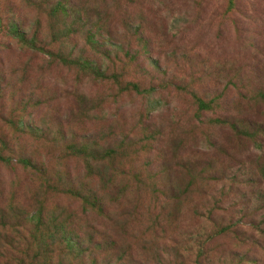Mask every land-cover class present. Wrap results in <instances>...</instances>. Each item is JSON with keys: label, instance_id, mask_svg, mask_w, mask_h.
Instances as JSON below:
<instances>
[{"label": "rangeland", "instance_id": "1", "mask_svg": "<svg viewBox=\"0 0 264 264\" xmlns=\"http://www.w3.org/2000/svg\"><path fill=\"white\" fill-rule=\"evenodd\" d=\"M65 1L0 0V264H264V0H70L115 82Z\"/></svg>", "mask_w": 264, "mask_h": 264}, {"label": "trees", "instance_id": "2", "mask_svg": "<svg viewBox=\"0 0 264 264\" xmlns=\"http://www.w3.org/2000/svg\"><path fill=\"white\" fill-rule=\"evenodd\" d=\"M56 11H60L63 13L64 16H66L68 18V20H62L61 26H62V30L60 31V33L63 35V38L65 39L66 42H62V49L54 47L53 48H45L40 41H38L35 36L32 37H28L26 35L25 31H21V30H15V37L18 39L19 43L21 45H23V47H27L29 49H33V51L36 52H41V53H47L50 57V59H52L53 61H58L61 62L65 65H67V67L69 68H75L78 72L80 71L81 73H84L86 75H89L90 77H94L96 79H100L101 81H119L118 78H120L121 76L118 75V77L116 76V74L113 76H110L106 73L105 69L103 68L102 64H99L93 57V55L87 56V51L84 50V48H81L80 50V56L74 57L75 54L73 55V53L76 51L77 53V49L74 47L70 49V51H68L67 46L72 45L74 41V37H76V34L79 33L80 27L84 26V18L81 15H78V13H80L79 9L77 8V6H73L72 2L70 0H66L65 2H59L56 8ZM56 11H52L50 14H56ZM107 17L102 18V23H104ZM101 23V24H102ZM103 41V36H102V32H98L97 31H91L89 33V37L87 38V42L86 45H88V47L92 48L95 51V55H97L99 57V59L103 58H109V54L106 55L103 51V48H105ZM72 46H76L77 45H72ZM101 50L103 51V53L101 52ZM84 53L86 54V56L84 55ZM78 55V54H77ZM101 55V56H100ZM96 56V57H97ZM102 58V59H103ZM79 72V73H80ZM129 85L132 86V88L130 89V91H132L133 89L135 91H137V93L141 92V90H139L140 86L136 83H130L128 84V88ZM143 91V90H142ZM147 91V90H144ZM143 91V92H144ZM82 96L81 95H76V100L78 101L79 105H80V101L84 100L83 98L80 99ZM207 108V107H205ZM24 130H30V126H24ZM48 134V133H47ZM46 136V135H45ZM86 145V146H85ZM85 147H81L79 145V152L76 154L77 156L80 157H84L86 159V161L90 162V164L92 165L93 163H99L100 161H105L108 160L106 158H108L109 156H105V158H99L96 155H94V151H96L94 148H90V146H88V144H85ZM91 152V153H90ZM113 152V151H112ZM181 155V154H180ZM179 155V156H180ZM183 156V155H181ZM165 170V168L163 169ZM101 210V207L99 209ZM30 220H38L39 222H43V216H42V212L38 213V214H33L31 215ZM221 231V232H220ZM217 232V234L215 236H220L223 234L222 230H220ZM208 239H211L208 238ZM209 241V240H208ZM64 242V244L66 245V247L68 249H70L71 251H76V250H82L84 249L86 252V248L84 243L81 240H76L75 238H72L71 236H66L65 239H62V243ZM110 246H108L107 244H102V242L100 243H95L94 246L97 250H102L105 249L106 251H109V249H112L115 245V242L113 243H108ZM198 257H200V255H198ZM98 261V259H95L94 262L96 263ZM100 261V260H99ZM107 261V260H106ZM105 261V262H106ZM201 261V260H200ZM234 261V258L233 260ZM201 263V262H200ZM108 264H116V262L112 261L110 263V261L108 262ZM198 264V263H197Z\"/></svg>", "mask_w": 264, "mask_h": 264}]
</instances>
